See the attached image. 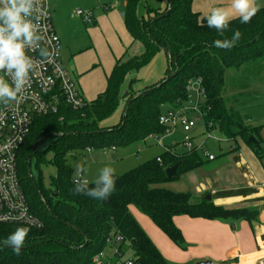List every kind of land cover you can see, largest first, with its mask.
Wrapping results in <instances>:
<instances>
[{"label": "trees", "instance_id": "trees-1", "mask_svg": "<svg viewBox=\"0 0 264 264\" xmlns=\"http://www.w3.org/2000/svg\"><path fill=\"white\" fill-rule=\"evenodd\" d=\"M141 1L126 0L123 16L134 41L143 45V53L118 59L105 90L82 109L75 110L61 99L58 113L35 116L18 154V171L32 212L43 221V226L0 223V264H123L129 250L138 264H169L132 215L131 206L147 215L182 249L187 248V243L174 222L175 216L231 221L258 217L256 210L225 209L205 196L164 186L205 164L196 148L179 154L169 147L158 156L161 162L155 157L116 174L115 191L107 200L74 193V168L69 155L76 157L88 148H117L166 135L167 126L160 123V118L167 111L188 105L187 86L191 80H200L205 92L201 109L206 129L217 128L229 140L240 137L257 153L261 152L262 148L249 140L259 128L245 125L240 112L229 107L226 92L231 72L244 78L255 77L264 68V6L250 23L232 19L221 36L207 26L205 17L193 10V0H172L165 10L168 13H159L148 5L147 12L155 14L149 19L138 15ZM236 30L241 33L236 46H213L216 39H231ZM163 49L173 60L169 64L172 75L145 91L134 92L129 87L124 92L128 74L148 65ZM122 99L126 103L120 122L101 126L116 112ZM48 136L54 137L52 144L45 150L38 149V144ZM33 159L37 177L30 171ZM176 163V174L168 177L166 169ZM44 166H53L55 173L47 177ZM18 227H29L30 231L16 254L6 240ZM115 236L122 241L116 243ZM107 246H116V252L107 260L94 261Z\"/></svg>", "mask_w": 264, "mask_h": 264}, {"label": "crops", "instance_id": "crops-1", "mask_svg": "<svg viewBox=\"0 0 264 264\" xmlns=\"http://www.w3.org/2000/svg\"><path fill=\"white\" fill-rule=\"evenodd\" d=\"M49 3L51 8L50 0ZM230 3L231 0H193L192 7L195 12L207 18L214 7L227 8L230 6ZM256 3L260 6L259 9L264 6V0H256ZM125 4L126 1L124 7ZM114 8H116V5L111 6L110 10ZM120 13L122 18L114 11L106 16H101L103 25H108L106 22L107 18L108 21L116 23L115 26L118 30H121L122 27L127 31L126 37H121L123 40L121 38L118 40L114 39L112 45H110L115 46L113 49V58L111 59V69L108 74L106 73V81L104 84H96L95 81L90 78L94 71H87L90 66L97 61V59L93 57L94 54L88 57L85 56L86 53H90V50H86L87 52H84V54L81 52L82 49L79 50V56L75 57L76 60L79 58L76 63L71 61L72 59L70 60V62H73L71 63V70L76 77L75 81L88 101L95 100L98 95L105 90L107 78L115 66L116 61L120 58L126 59L132 57L129 53L130 46H133L134 43L142 45L140 42L134 41L127 30L123 9ZM80 17L83 18L85 24L92 27V31L98 32L99 22L94 18V15L92 22L85 21L83 16ZM52 22L55 31L60 37L62 51L63 41L65 40V44L69 46L71 42L70 36H67L65 33L64 35L62 29L60 31L55 27L53 15ZM96 25L97 27H95ZM119 40L120 42L124 41V45L121 46ZM125 46H128V49H125ZM74 52L75 51L72 52L69 50L68 53L74 56ZM134 56L137 55L134 54ZM100 62L101 60H99V63ZM230 75L231 84L226 94L231 92V97L236 99L237 102L235 101L236 103L230 105L228 101L229 107H233L240 112V104H242V100L240 99L246 94L244 92L246 89H252L257 95H264V68L254 77L252 84L249 83L245 85L241 83L242 76L236 72H232ZM123 89L124 92H127L129 88L123 85ZM254 102H247V105L253 104ZM196 127L193 130L195 137L194 143L195 145L202 144L201 150H203L207 140H205L202 135L204 132L201 131V134L195 132ZM200 136H202V138L199 140L198 137ZM225 139L227 144L220 146L219 154L210 153L208 151L210 154L214 155L215 158L213 160H209L205 156V164L194 170L183 173L177 180L171 181V183H183L182 187L195 193L197 197L200 194H203V196L210 195V200H212L215 205L222 206L225 209L256 210L258 212V217L252 220L239 219L231 221L227 219L211 220L205 218H192L186 215L175 216L174 222L182 231L187 243V248L182 249L157 227L147 215L141 214V212L137 211L135 206H133L135 208L131 206L130 211H132V215L169 264H198V262L205 260H209L213 262V264H256L264 258V143H260L259 147L262 149L259 154L240 137L235 140ZM177 144L178 143L174 142L168 146L164 145V150L172 147V149L179 154L188 151L183 141L181 143L182 147H178ZM94 150L95 149H86L84 152L92 153ZM111 150L113 154L116 155L118 148H111ZM201 150H199V152ZM162 152L158 153L156 157ZM82 174L84 175V171H82ZM86 178L89 179V177ZM185 182L188 184H185ZM172 184L168 186L171 187Z\"/></svg>", "mask_w": 264, "mask_h": 264}, {"label": "rangeland", "instance_id": "rangeland-1", "mask_svg": "<svg viewBox=\"0 0 264 264\" xmlns=\"http://www.w3.org/2000/svg\"><path fill=\"white\" fill-rule=\"evenodd\" d=\"M51 1V11L53 15V21L55 27L61 31L63 34H67L70 36L71 42L69 46L65 44V40L63 41V48H62V62L69 72L70 76L75 80L76 77L73 75L71 70V61L76 63L75 57L79 56V50L83 52H87L90 50V53H86V57L91 54H94L93 57L97 59L96 63L92 64L87 70L88 72L94 71L93 75L90 76L96 84H104L106 79V73L108 74L111 69V59L113 58V49L114 46L112 45L114 39L118 40L119 38H124L127 35L126 29L121 27V30L115 26L116 23H112V21H108L106 18V22L108 23L107 26L103 25V21H101V16H106L110 12H115L118 14L120 18H122L121 11L124 9V3L126 0H50ZM169 4V0H142L138 6V15L139 17H143L145 19L154 18V13L147 12V6L154 8L159 13L166 12L167 6ZM116 5V8L110 10L111 6ZM78 9H82L85 12H90L94 15V18L99 22L98 32L92 31V27L90 25L85 24L82 17L78 16L75 12ZM118 17V18H119ZM97 27V25L95 26ZM94 27V28H95ZM64 34V35H65ZM121 38V39H122ZM123 40V39H122ZM68 42V41H67ZM119 43L124 45V41L119 40ZM68 46V47H67ZM67 47V48H66ZM128 46H125V49ZM72 52L75 51L72 56L69 54V50ZM87 50V51H86ZM144 50L143 45L139 43H134L133 46H130L129 53L131 56L134 54L138 55L142 53ZM68 51V52H67ZM128 55V54H127ZM74 58V59H73ZM127 59V58H126ZM99 60L101 62L99 63ZM169 55L160 50L156 53L152 61L137 70H133L128 74L126 77L124 85L131 89L134 92H142L148 89L151 86H154L157 83H160L164 79H166L170 73L169 71ZM86 73V72H85ZM232 73V72H231ZM231 76V75H230ZM241 83L249 84L253 82L254 76L252 77H241ZM229 83L231 84L230 78ZM229 84V85H230ZM78 85V84H77ZM130 85V86H129ZM246 93L242 99V104H240L241 110L240 114L242 115L243 121L246 125L252 127H258L259 131L256 133V138L264 143V95H257L253 92L252 89L244 90ZM189 102H195L197 100L196 92L190 90L188 92ZM226 96L229 99V104L233 105L236 103V99L232 98L231 92L227 93ZM257 99V101H256ZM236 101V102H235ZM254 102L253 104L247 105V102ZM186 102V104H189ZM126 100L122 99L120 105L116 112L108 119H105L101 126H113L116 125L123 113L125 107ZM1 104V103H0ZM237 107V106H236ZM167 108H164L166 111ZM189 117L195 119L197 117V113L192 111H188ZM207 134L206 129L204 128L203 121H200L197 124L195 129L196 133L201 134L202 132ZM210 132L211 137L207 138V136L203 137L207 140L206 145L203 147V150L200 151V154L204 159H206L204 152L209 151L210 153L219 154L220 153V146L227 144L225 141V137L223 134L217 129H212ZM208 135V134H207ZM184 138V133L181 129H177L172 134L160 135L158 137L151 136L146 138L145 140L136 141L126 146L117 147L118 151L117 154H113L111 148L107 149H95L92 153H79L76 157H72L69 155V160L74 168V177L77 175V165L81 167L84 171L85 177H89L90 180H93L98 174L101 168L105 166H111L115 168L116 174H123L136 166L142 164L143 162L155 158L158 153L162 152L165 146L171 145L174 142L178 143V147H182L181 143ZM202 136L198 137L200 140ZM54 140L53 136H48L43 139L38 144V149L45 150L48 148L49 145L52 144ZM162 141L163 144H160ZM263 141V142H262ZM165 145V146H164ZM52 154L51 152L48 153L50 157ZM84 168V169H83ZM45 175L48 177L50 174L55 173V168L53 166H44L43 167ZM33 175L37 177L38 171L36 168L35 160L33 159L31 170ZM174 183L170 186V184ZM166 183L164 186L169 187L175 191H190L186 188H183V183H176V182H169ZM185 184H188L185 182ZM169 185V186H168ZM180 185V186H179ZM192 189V188H191ZM195 196L196 194L193 193ZM203 194H200L198 197H202ZM206 197V195H205ZM132 208H135L132 206ZM138 212H140L137 209ZM132 212V211H131ZM142 214V213H141ZM114 253V247L107 246L104 252L103 260H107L110 258ZM132 255V250H129L124 259L130 257Z\"/></svg>", "mask_w": 264, "mask_h": 264}, {"label": "built area", "instance_id": "built-area-1", "mask_svg": "<svg viewBox=\"0 0 264 264\" xmlns=\"http://www.w3.org/2000/svg\"><path fill=\"white\" fill-rule=\"evenodd\" d=\"M42 3L47 12L46 19L42 21L47 25L46 47L53 55L32 75L30 84L19 103L0 104V223L25 224L35 228H41L43 221L32 212L21 187L18 171L20 148L26 142L36 115L58 113L61 99L75 110L82 109L88 102L62 62L61 40L52 22L49 0H42ZM75 13L83 16L85 21L92 22V13L81 9ZM27 54L37 56L36 52L30 51ZM0 76H4V73L0 72ZM187 89L196 92L197 100L189 102L181 109L167 111L161 116L160 123L167 126L166 134H172L180 128L184 133L183 144L188 150L194 148L201 150L202 144L195 145L194 143L193 130L200 121H203L201 103L204 102L205 92L200 80L189 81ZM188 111L197 113V117L192 119ZM206 131L208 135L205 133L204 136L210 138L209 130L206 129ZM204 155L209 160L215 158L208 151H205ZM157 160L162 161L160 157ZM115 237L116 243L122 241L120 236ZM108 242L112 243L111 239H108ZM116 248L115 246L114 252ZM103 256L104 252L97 254L94 261L103 260ZM123 264L138 263L135 262L134 257L130 256L123 259ZM256 264H264V258Z\"/></svg>", "mask_w": 264, "mask_h": 264}, {"label": "clouds", "instance_id": "clouds-1", "mask_svg": "<svg viewBox=\"0 0 264 264\" xmlns=\"http://www.w3.org/2000/svg\"><path fill=\"white\" fill-rule=\"evenodd\" d=\"M259 7L256 0H231L229 7H214L211 10L206 18L207 26L223 36L232 19L239 18L241 23H250ZM46 17L42 0H0V72L4 73L0 76V103H19L32 75L51 59L53 54L46 47L47 25L42 22ZM240 38L241 33L236 30L231 39H216L213 46L231 49ZM30 51L36 52L37 56L28 55ZM82 171L77 165L74 193L107 200L115 191V168H101L91 181ZM90 184L93 186L90 187ZM29 231V227H18L7 237L6 243L16 254L24 246Z\"/></svg>", "mask_w": 264, "mask_h": 264}, {"label": "water", "instance_id": "water-1", "mask_svg": "<svg viewBox=\"0 0 264 264\" xmlns=\"http://www.w3.org/2000/svg\"><path fill=\"white\" fill-rule=\"evenodd\" d=\"M171 2H172V0H169V4H171ZM168 11H169V10H167L166 13H168ZM163 51L166 52L165 49H163ZM169 57H170V56H169ZM172 63H173V60H172V58L170 57L169 64L172 65ZM171 75H172V70H171L170 74L168 75L167 79H168ZM249 140H251L252 142H254L258 147L260 146V142H259V140H258L255 136H251V137L249 138ZM178 167H179V163H176V164H174V165H172V166H169V167L166 169V174H167V176H168V177H173V176L176 174ZM206 198H207V199H210V195H206ZM198 264H213V262H211V261H209V260H205V261H200V262H198Z\"/></svg>", "mask_w": 264, "mask_h": 264}]
</instances>
